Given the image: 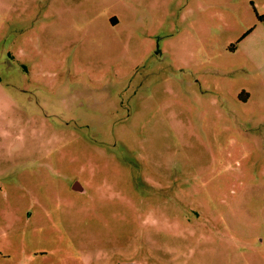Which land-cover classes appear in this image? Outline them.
<instances>
[{"label":"rangeland","instance_id":"1","mask_svg":"<svg viewBox=\"0 0 264 264\" xmlns=\"http://www.w3.org/2000/svg\"><path fill=\"white\" fill-rule=\"evenodd\" d=\"M0 264H264V0H0Z\"/></svg>","mask_w":264,"mask_h":264},{"label":"water","instance_id":"2","mask_svg":"<svg viewBox=\"0 0 264 264\" xmlns=\"http://www.w3.org/2000/svg\"><path fill=\"white\" fill-rule=\"evenodd\" d=\"M77 185H78V184H77ZM77 185L75 186V189H76V190L79 189Z\"/></svg>","mask_w":264,"mask_h":264}]
</instances>
